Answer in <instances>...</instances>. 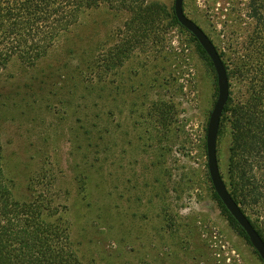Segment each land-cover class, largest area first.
I'll list each match as a JSON object with an SVG mask.
<instances>
[{
    "label": "rangeland",
    "instance_id": "374dc122",
    "mask_svg": "<svg viewBox=\"0 0 264 264\" xmlns=\"http://www.w3.org/2000/svg\"><path fill=\"white\" fill-rule=\"evenodd\" d=\"M252 2L183 1L222 53L232 106L245 91L240 46L259 36ZM127 18L105 5L85 10L36 64L0 70L1 165L13 196L49 206L94 264H264L213 196L206 127L216 75L191 34L173 27L163 47L97 76ZM231 146L226 122L217 141L225 183ZM244 212L256 217L254 206Z\"/></svg>",
    "mask_w": 264,
    "mask_h": 264
},
{
    "label": "trees",
    "instance_id": "16d2710c",
    "mask_svg": "<svg viewBox=\"0 0 264 264\" xmlns=\"http://www.w3.org/2000/svg\"><path fill=\"white\" fill-rule=\"evenodd\" d=\"M259 1L253 0L250 11L258 22L259 36L243 42L235 60L245 91L234 106L229 95L217 141L226 122H230V181L226 184L243 211L249 206L256 208L254 220L248 218L264 241V0ZM100 5L128 14L119 43L108 48L97 64L100 78L112 74L140 50L163 47L173 27L183 28L173 6L168 9L156 0H0V70L12 60L33 66L56 46L85 10ZM191 37L200 53L210 60ZM224 65L229 77L228 66ZM1 157L0 144V264H94L77 255L66 225L54 217L49 206L36 199L18 200L13 196L3 175ZM213 196L229 223L250 244L215 191Z\"/></svg>",
    "mask_w": 264,
    "mask_h": 264
},
{
    "label": "water",
    "instance_id": "95a60500",
    "mask_svg": "<svg viewBox=\"0 0 264 264\" xmlns=\"http://www.w3.org/2000/svg\"><path fill=\"white\" fill-rule=\"evenodd\" d=\"M184 0H174L173 11L179 24L190 32L209 57L216 75L217 97L210 112L206 127L207 169L213 189L233 219L245 232L251 246L264 263V241L252 225L247 214L235 201L222 178L217 160V138L223 109L229 98V79L223 60L205 31L189 16L183 8Z\"/></svg>",
    "mask_w": 264,
    "mask_h": 264
}]
</instances>
